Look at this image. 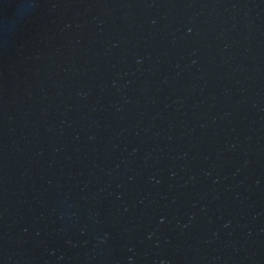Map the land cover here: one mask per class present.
I'll return each instance as SVG.
<instances>
[{
    "label": "water",
    "instance_id": "obj_1",
    "mask_svg": "<svg viewBox=\"0 0 264 264\" xmlns=\"http://www.w3.org/2000/svg\"><path fill=\"white\" fill-rule=\"evenodd\" d=\"M0 264H264V0H0Z\"/></svg>",
    "mask_w": 264,
    "mask_h": 264
}]
</instances>
